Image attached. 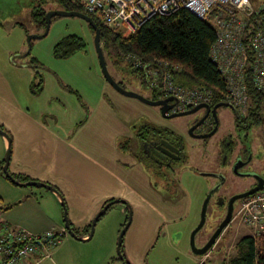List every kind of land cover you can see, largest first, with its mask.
Segmentation results:
<instances>
[{
    "label": "rangeland",
    "instance_id": "374dc122",
    "mask_svg": "<svg viewBox=\"0 0 264 264\" xmlns=\"http://www.w3.org/2000/svg\"><path fill=\"white\" fill-rule=\"evenodd\" d=\"M254 2L257 6H261L264 0H254ZM9 4L15 7L6 14L0 11V43L12 50L10 62H13L12 65L16 67V71H9V78L14 82L15 93L22 105L31 111L39 110L40 115L53 129L63 132L64 135H71L76 134V130L87 121L92 109L99 104L104 89H107V99L111 106L116 109L117 113L129 120L126 121L132 128L131 136L119 138V147L123 143V150L138 158L140 145L137 134L141 133V128L153 124L147 117L148 112L158 117L160 108L149 106L135 98L126 97L106 81L95 45V34L83 19L55 17L46 37L33 39L32 43L29 42V37L42 35L45 32L36 27L32 17L34 9L42 6L47 12L62 10L64 6L60 0H10ZM72 36L82 39L85 48L69 57L57 56L55 52L57 45ZM105 57L110 73L118 83L124 85L126 90L139 93L148 99L155 96V92L146 86L140 75L132 72L128 62L123 61L116 64L108 52ZM33 86L38 93H33ZM117 98L130 101L137 108L126 107L117 102ZM236 115L234 107H220V119L214 125L213 133H211L213 136L210 140L194 139L197 137L196 134H189L190 122L198 119L201 111L169 120L160 118L166 126L172 127L173 130L183 131L189 138L184 139L182 143L184 149L181 160L173 163L171 167L163 168L167 177L160 178L151 171V178L164 199L170 203H182L186 207V212L176 224L169 226L171 233L168 238L163 231L161 232L162 236L155 250L147 257L149 264H231L238 254L236 247L238 239L249 236L248 228L235 223L228 225L207 253L198 255L192 246V234L202 221L207 197L216 187L219 186L210 195L207 203L205 224L195 236L197 249H202L208 243L224 221L228 207H223L221 201H230L232 197L242 195L258 181L255 178L244 176L245 173L257 170L264 177V125L253 126L246 130V136L255 155L254 164L251 163L245 167L237 166V156L240 152L236 140H234V156L233 154L228 155L225 151L224 140L228 135L227 132L237 126ZM6 132L12 137L9 130ZM242 134H245L244 131ZM2 139L3 136L0 134V155L3 153ZM6 139L8 140L7 137ZM7 151L8 149L4 153V160ZM3 166L4 163L2 168ZM23 189L36 193L48 191L38 186ZM242 201L243 199L240 198L235 202L233 214L240 209ZM122 206L123 204H115L101 218L104 219L103 224L107 223L109 227L116 228L117 225L120 227L122 224L118 239L128 221V217L120 212ZM130 211L133 215L129 227L131 229L135 216L133 210ZM129 231L125 235L124 242ZM96 233L97 227L94 237ZM63 243L64 241L61 245ZM192 257H197L202 262H196ZM115 258H118L117 247Z\"/></svg>",
    "mask_w": 264,
    "mask_h": 264
},
{
    "label": "crops",
    "instance_id": "0c3cea01",
    "mask_svg": "<svg viewBox=\"0 0 264 264\" xmlns=\"http://www.w3.org/2000/svg\"><path fill=\"white\" fill-rule=\"evenodd\" d=\"M9 2L0 0L3 14L15 7ZM0 51V125L7 127L12 135L9 171L12 175L49 184L58 191L36 193L11 182L2 168L4 153L10 147L3 136L0 229L7 225L40 235L53 232L61 237L51 256L39 264H123L115 258L122 224L109 227L101 219L94 238L89 239L85 231L108 201L125 200L129 207L123 205L120 212L128 216L133 210L135 216L124 242L126 260L130 264H149L147 257L155 250L161 232L168 238L169 226L183 217L186 207L180 202L170 203L164 199L144 164L119 147L120 137L132 135L129 120L111 106L107 89H104L99 104L77 133L64 135L53 129L39 110L31 111L22 105L15 93L14 82L9 78V71H16L10 62L12 50L0 43ZM116 101L137 108L130 101L118 98ZM148 114L153 124L166 126L161 122V116ZM167 127L186 140L189 138L183 131ZM62 197L70 224L83 240L74 239L65 228ZM8 206L12 208L5 210ZM248 233L252 236L250 231ZM192 258L202 262L197 257Z\"/></svg>",
    "mask_w": 264,
    "mask_h": 264
},
{
    "label": "built area",
    "instance_id": "2783aa9c",
    "mask_svg": "<svg viewBox=\"0 0 264 264\" xmlns=\"http://www.w3.org/2000/svg\"><path fill=\"white\" fill-rule=\"evenodd\" d=\"M80 6L111 29L134 34L153 17L188 10L215 28L216 41L210 59L219 71L239 119L247 117L251 98L249 86L264 95V3L254 0H60ZM253 26L254 40L247 48L244 40ZM253 53L251 55V53ZM125 61L138 73L159 99H172L170 112H183L199 104L213 103L207 88H188L176 82L182 67L164 59L150 62L128 55ZM264 125V123H263ZM231 223L246 227L255 239L264 238V188L244 198ZM61 240L57 234H35L7 225L0 229V264H39L49 258Z\"/></svg>",
    "mask_w": 264,
    "mask_h": 264
},
{
    "label": "trees",
    "instance_id": "16d2710c",
    "mask_svg": "<svg viewBox=\"0 0 264 264\" xmlns=\"http://www.w3.org/2000/svg\"><path fill=\"white\" fill-rule=\"evenodd\" d=\"M60 2L64 6L62 10L85 13L80 6ZM46 14L47 11L42 6H37L34 9L32 17L37 28L46 29ZM91 17L101 30V43L104 53L108 52L116 64L125 61L128 55L137 56L145 62H150L156 58L167 60L182 67L181 73L176 77L178 84L188 88H207L212 92L214 103L227 102L226 85L215 64L210 59V51L216 41L215 28L211 23L200 20L188 10L181 9L170 15L153 17L134 34L126 36L122 30L108 28L97 17ZM89 27L95 34L93 28L90 25ZM253 40L254 32L252 26L248 29L244 40L247 48ZM84 48L85 44L82 39L72 36L61 41L57 45L55 52L57 56L69 57ZM132 72L136 73L133 70ZM32 90L34 94L38 93L35 91L34 86ZM248 90L251 98V107L247 117L242 119V123H245L247 128L261 126L264 123V95L258 93L251 85ZM158 99L159 96L155 93L151 100ZM0 128L7 131L2 125H0ZM151 131L158 132L161 137L169 135L175 140H181L175 132L156 124L141 128V133L137 134V137L142 133ZM10 138L12 139L11 136ZM120 148L124 149L123 143L120 144ZM181 148H184L183 144ZM10 149L12 152V143ZM138 153L139 156L138 154L137 156L142 162L141 146ZM144 165L154 175L160 178L167 177L157 164L153 163L155 166L152 167ZM13 176L22 183L32 181L27 177ZM112 201L114 199L107 203ZM63 202L65 204L64 198ZM11 208L12 206H8L4 209L9 210ZM74 231L79 236V232L77 230ZM85 232L90 235L91 225ZM236 247L238 254L231 261V264H264V238L255 239L249 235L242 238ZM121 249L124 259L121 260L119 257L116 259L122 261L123 264H130L126 260L123 245Z\"/></svg>",
    "mask_w": 264,
    "mask_h": 264
},
{
    "label": "water",
    "instance_id": "95a60500",
    "mask_svg": "<svg viewBox=\"0 0 264 264\" xmlns=\"http://www.w3.org/2000/svg\"><path fill=\"white\" fill-rule=\"evenodd\" d=\"M55 17H77V18H81L84 21H86L95 31V45H96V49L98 52V56H99V60H100V64H101V68L103 71V75L106 79V81L119 93L123 94L126 97H130V98H135L141 102H143L144 104H147L149 106L152 107H159L160 108V113L161 116L165 119H174V118H178V117H183V116H189L192 114H195L197 112H199L200 110H202L203 108L207 109V112L210 111L211 106L209 104H199L195 107H193L190 110H186L183 112H175V113H171L170 111L173 109V105L169 104V102L172 99H158V100H151L148 99L146 97H144L143 95L136 93V92H132V91H128L126 90L123 86H121L112 76V74L109 71L108 65H107V61H106V57L103 51V47H102V43H101V30L99 28V26L95 23V21L93 20V18L85 13H81V12H77V11H66V10H51L48 11L46 14V29L45 32L42 35H34L29 37V42L32 43L33 39H42L44 37H46L50 31V27H51V22L52 19ZM222 106H227V107H234L231 103L229 102H223V103H219L217 104L214 109L213 112L216 115V110L219 107ZM238 116V115H237ZM197 127V126H196ZM192 134V131L190 130V132ZM0 134L2 136H4L5 138L7 137L9 140V146L12 143V139L10 138L9 134L4 131L3 129L0 128ZM196 138H201V136H198ZM162 143L168 147L169 151H167V154L170 155L174 160H179L181 157V150L173 145H171L168 141L163 140ZM11 156H12V152L11 149L9 147L8 151H7V155L5 157L4 160V166H3V173L5 174V176L15 185L21 186V187H33V186H38V187H42L45 188L49 191H53V192H57V189H55L53 186L46 184V183H42L39 181H29V182H25L22 183L19 180H17L9 171V167H10V162H11ZM237 166H242L241 164H238ZM249 175V174H246ZM259 181V186L257 188H255L253 191H250L248 193H244L242 195H237L234 196L230 199L229 201V205H228V211H227V215L224 219V221L221 223V225L218 227V229L216 230V232L214 233V235L211 237V239L208 241V243L202 248V249H197L195 247V236L196 234L201 230V228L204 226L205 221H206V208H207V203L209 201L210 195L213 194L218 188L216 187L211 194L207 197V200L205 202L204 205V209H203V214H202V221L200 223V225L195 229V231L192 234V246L194 248V252L198 255H202L205 254L209 251V249H211L215 243L217 242V240L220 238V236L222 235V233L224 232V230L228 227V225H230V221H231V217L233 214V206L235 201H237L238 199L242 198H246L249 195L258 192L259 190L264 188V180L263 179H258ZM115 204H123L127 207H129L128 202H126L125 200H119L116 199L112 202L107 203L102 209L101 211L97 214V216L94 218L92 224H91V232L89 235V239L93 237L94 233H95V228L96 225L98 223V221L106 214V212L112 208ZM63 207H64V223H65V228L67 229L69 235L71 237H73L74 239L77 240H83L81 239L73 230L69 218H68V212L67 209L65 207V204L63 202ZM132 211H129V215H128V221L125 225V227L123 228V230L120 233L119 239H118V244H117V252H118V257L123 260L124 257L122 255V245L124 243V238L125 235L132 223Z\"/></svg>",
    "mask_w": 264,
    "mask_h": 264
},
{
    "label": "flooded vegetation",
    "instance_id": "af4514ba",
    "mask_svg": "<svg viewBox=\"0 0 264 264\" xmlns=\"http://www.w3.org/2000/svg\"><path fill=\"white\" fill-rule=\"evenodd\" d=\"M119 84H121V86L124 87V85L122 83H119ZM217 104H219V103L213 102V103L209 104L211 106V109L209 112H207L206 108H203L202 110H200L201 116L198 119L190 122V124L188 126L189 132L191 130L192 134L193 133L196 134L197 137L201 136V138L195 137L196 139L210 140L211 137L213 136V135H211V133H213V129L215 127L214 125L217 124V122L220 119L219 118V108L220 107L216 110V115L213 112V109ZM190 109H192V108H190ZM190 109H188V110H190ZM171 113H175V112H170V114ZM158 115L161 116V113H159ZM161 118H162V116H161ZM236 118H237V121H236L237 126L236 127L234 126V129L232 131L227 132L228 135L226 136V139L224 140V148H225V151H227L228 155L233 154V156H234V152H235L234 140H236L238 142V145H239L238 150L240 152L239 156H237V159H238L237 164H241L242 167H245L247 165H250L251 163L254 164L256 162V160H255L253 147L251 144H249L248 137L246 136L247 135L246 130H248V128L245 125V123H242V119H239V117L237 115H236ZM159 126H161V125H159ZM162 127L168 128L167 126H162ZM168 129H170V128H168ZM242 131H244L245 134H242ZM189 134H191V133H189ZM177 135H178V137H180L181 140H179V139L175 140L169 135L161 137L158 134V132H155V131H151L148 133H142L138 137V142H139V145L141 146V152H142V157H141L142 163L146 164L147 166H151V165L155 166V165H153V163H155L158 166H160L163 170V168L171 167V165L173 163L181 160L182 152L184 149V148L182 149L181 146H182V143L184 142L185 138H183L179 134H177ZM163 140L168 141L171 145H173V146H175L181 150V157L179 160H174L170 155L167 154V151H169V149L167 146H165L162 143ZM257 165L260 166V164L258 162H257ZM247 173L249 175H246V173H245L244 176L255 178L257 180L260 178L264 180V177L257 170H251L250 172H247ZM258 186H259V181H257L256 184L253 185L250 189L243 192V194L248 193L250 191H253ZM227 204L229 205V201H227V200L221 201V205L223 207H225V206L228 207ZM232 217H233V214H232ZM232 217H231V219H232ZM230 224H232L231 221H230Z\"/></svg>",
    "mask_w": 264,
    "mask_h": 264
}]
</instances>
